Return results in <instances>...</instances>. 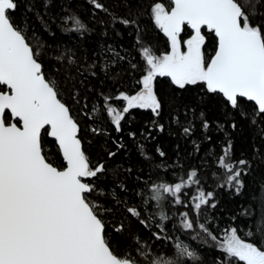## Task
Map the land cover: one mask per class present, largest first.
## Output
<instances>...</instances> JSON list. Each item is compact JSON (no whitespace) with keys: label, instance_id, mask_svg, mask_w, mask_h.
Returning <instances> with one entry per match:
<instances>
[{"label":"snow or ice","instance_id":"snow-or-ice-1","mask_svg":"<svg viewBox=\"0 0 264 264\" xmlns=\"http://www.w3.org/2000/svg\"><path fill=\"white\" fill-rule=\"evenodd\" d=\"M89 3L108 12L99 0ZM18 7V0H0V264H140L131 253L117 254L113 248L117 236L131 232L132 221L128 220L126 227L124 220L131 217L150 228L155 216L145 213L152 202L162 207L167 196L171 197L169 203L185 205L180 194L200 184L198 173L192 170L179 182L155 184L150 189V199L142 198L139 208L126 206V216L113 223L118 204L125 202L114 193L106 195L101 190L107 182L108 167L102 162L90 163L80 126L62 99L61 85L45 71L47 49L42 42L33 45L29 35L33 29L26 31V22L17 19ZM48 7L49 0H42V8ZM27 11L34 9L28 7ZM146 11L167 38L169 51L156 55L150 47H142L143 75L137 80L138 89L133 94L104 96L101 118L121 133L122 122H127L132 110H150L159 117L164 104L156 83L158 78H167L174 94L199 86L220 104L231 129H237L236 118H240L259 127L260 139L264 140V0H167V4L152 3ZM36 14L41 20L46 15L39 10ZM111 19L113 24L135 25L139 29L137 19ZM61 24L68 27V35L88 32L78 16L66 14L61 17ZM209 35L215 38V49L214 54L207 56ZM142 43L138 35L137 44ZM56 59L75 63L68 56L58 55ZM203 115L201 127L208 130L210 124ZM218 127L224 131L223 124ZM158 130L163 131V126H158ZM92 131L99 132L97 128ZM191 131L190 127L183 129L186 135ZM229 135L225 132L226 137ZM44 136L53 139L59 166L45 152ZM129 136L135 139V133ZM115 143L124 148L122 143ZM139 147L141 154L150 159L144 146ZM156 153L161 159L166 157L160 148ZM107 155L111 159L117 153L110 151ZM254 155L264 163V151L254 149ZM217 166L224 177L219 187L234 189L239 195L253 161L234 160L232 141L228 139L217 157ZM212 175L220 179V173ZM117 187L126 190L119 184ZM213 200L212 192L200 188L192 196V211L201 213L205 206L215 209ZM168 219L161 211L156 221L161 232L166 230L164 221ZM182 221L184 229L193 230L198 225L216 242L223 254L222 264H264V226L256 229L260 234L258 245L255 240L246 242L236 227L225 230L221 242L206 223L189 219L188 213L183 214ZM149 235L163 239L155 231ZM247 236L254 237L255 233L249 231ZM175 247L180 256L190 261L200 259L188 247ZM135 250L149 264H176L163 254L152 258L139 239Z\"/></svg>","mask_w":264,"mask_h":264},{"label":"trees","instance_id":"trees-1","mask_svg":"<svg viewBox=\"0 0 264 264\" xmlns=\"http://www.w3.org/2000/svg\"><path fill=\"white\" fill-rule=\"evenodd\" d=\"M99 2L108 9L107 13L95 9L89 0H49L47 9L42 8V0H18L15 15L26 22V31L29 27L33 29L29 33L33 45L42 42L47 49L45 71L61 85L62 99L80 126L82 145L90 163L96 165L102 162L108 167L107 182L101 185V190L106 195L114 193L125 202L118 204L115 212L117 219L113 223L126 216V206L139 208L142 198L150 199V189L155 184L179 182L192 170L197 171L200 181L199 185L186 188L180 194L187 207L169 203L171 197L167 196L162 207L152 202L145 213L155 216L150 221V228L139 225L134 218L125 219L126 227L128 220L132 221L131 232L116 237L114 250L117 254L131 253L140 264H149V260L142 258L135 250V241L139 239L152 258L163 254L176 264H222L223 254L218 245L201 232L198 225L193 230L183 228L184 213H188L191 220L206 223L221 242L225 230L236 227L238 235L246 242L255 240L259 245L260 234L256 229L264 226V163H260L254 155V149L264 151L259 127L236 118L238 127L233 130L217 100L206 96L199 86L174 94L167 78H158L156 91L164 104L161 115L155 117L150 110H132L130 117H126L127 122H122L123 131L115 132L108 120L101 118L100 104L104 96L118 92L133 94L138 89L137 80L143 75L142 47H150L156 55L169 51L167 38L155 27L146 11L152 3L167 4V0ZM28 7H33L34 11H27ZM36 10L46 13L44 20L39 19ZM66 14L81 18L88 32L68 35V27L61 24V17ZM112 16L137 19L139 29L135 25L124 27L119 23L113 24ZM138 35L142 38V44H137ZM182 36L187 38L186 34L182 33ZM214 49L215 38L209 35L205 45L206 55L214 54ZM58 55L68 56L75 63L58 62ZM133 64L137 67L133 68ZM93 108L97 111H90ZM201 113L210 124L208 130L201 127ZM221 124L224 131L218 127ZM161 125L163 131L158 130ZM185 127L191 128L190 135L183 132ZM93 128L99 130L98 134L93 133ZM149 131L154 138L148 136ZM225 132L230 135L226 137ZM129 133H135V139ZM208 136H211V141L207 139ZM228 139L232 141L234 160L253 161L249 174L244 177L245 188L239 195L234 189L219 187L224 177L217 166V157ZM43 141L45 152L59 166L58 149L53 140L44 136ZM115 142L122 143L124 148H118ZM140 145L144 146L143 151L150 159L141 154ZM157 148L166 153L165 158L157 155ZM110 151L117 155L109 159L107 154ZM213 173H220V179L214 178ZM118 184L126 190L120 191ZM200 188L214 194L212 202L217 205L215 209L205 206L201 213L192 211V196ZM161 211L169 217L164 221L166 230L163 232L156 226ZM153 231L163 239L150 236L149 233ZM249 231H253L255 236L248 237ZM177 244L188 247L200 259L190 261L180 256L175 247Z\"/></svg>","mask_w":264,"mask_h":264},{"label":"water","instance_id":"water-1","mask_svg":"<svg viewBox=\"0 0 264 264\" xmlns=\"http://www.w3.org/2000/svg\"><path fill=\"white\" fill-rule=\"evenodd\" d=\"M50 139H52L51 137H49ZM53 140V139H52Z\"/></svg>","mask_w":264,"mask_h":264}]
</instances>
